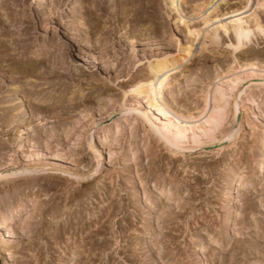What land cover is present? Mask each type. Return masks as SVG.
<instances>
[{"label":"rangeland","instance_id":"374dc122","mask_svg":"<svg viewBox=\"0 0 264 264\" xmlns=\"http://www.w3.org/2000/svg\"><path fill=\"white\" fill-rule=\"evenodd\" d=\"M203 34L166 96L187 116L208 86L264 74L263 34L238 49ZM187 39L163 0H0V264H264V78L238 85L199 145L150 132L131 91Z\"/></svg>","mask_w":264,"mask_h":264},{"label":"bare ground","instance_id":"6f19581e","mask_svg":"<svg viewBox=\"0 0 264 264\" xmlns=\"http://www.w3.org/2000/svg\"><path fill=\"white\" fill-rule=\"evenodd\" d=\"M36 1L40 3L43 0ZM216 1L217 0H196L194 2L193 11H191V17H188L184 7L186 0H163L168 16L174 20L176 26L179 28L186 27L188 30V39L186 43L184 42L183 45L179 46L176 55L163 56V59L157 60L154 64L149 63L150 75L148 80L134 85L131 90L147 103L143 118L149 119V124L151 126L149 128H152L149 131L151 132V130H153L156 132L157 135L162 137L166 143L168 142L170 146L172 145L175 147L185 143L199 145L204 141H213L216 139L219 130L224 127L223 125H225L227 117L229 116L227 111V105L230 101L229 96L237 90L238 85L243 81L247 83L254 78L253 80L259 82L261 81L260 78H264V74L260 72H250L252 74L245 73L243 75L239 74L238 76L234 75V78L229 80H220L218 78L220 81L215 85L208 86L203 96H201L203 107L196 115L187 116L183 111L182 113L179 110H175L171 104L166 102V96L169 90L178 86L180 83L179 77H183L185 74L181 69L193 60L195 44L199 42L202 32L204 33V41L202 43L200 42V44L203 47L207 41L215 42L218 36H220V33L224 35L232 33L236 49L242 48L248 44L253 34L264 35V25L260 15V12L264 13V0H245L241 8L222 15V17L229 16L223 20H220L222 19L221 17H214L219 7L214 6L211 9H216L211 12L209 11L210 7H212ZM249 8L250 10H248ZM193 18L201 19L204 26H209L216 22V20L219 24L213 27L210 26V30L204 32V28L202 27V29L197 30L190 26ZM252 66L254 65L247 64L246 68ZM179 70L184 74L180 76L173 74ZM261 82L264 83L263 80ZM236 101L237 103L241 102L239 99ZM171 112L176 115V120L171 117ZM149 114L152 115L151 118ZM261 140H263L264 143V137ZM257 172L259 176L264 177V161L260 163V168ZM241 183V186L246 183L245 178ZM10 217L11 216H5L0 220V233L3 232L0 237H2L4 241L12 238L11 229L9 230L7 228V225L11 222Z\"/></svg>","mask_w":264,"mask_h":264}]
</instances>
